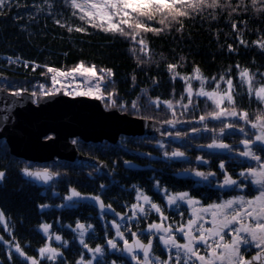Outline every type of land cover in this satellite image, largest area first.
I'll list each match as a JSON object with an SVG mask.
<instances>
[{"label": "trees", "instance_id": "16d2710c", "mask_svg": "<svg viewBox=\"0 0 264 264\" xmlns=\"http://www.w3.org/2000/svg\"><path fill=\"white\" fill-rule=\"evenodd\" d=\"M76 3L83 11L72 0H5L0 7V72L29 86L34 79L58 78L60 72L70 73L81 64L94 66L99 78L107 82L102 87L105 106H117L136 114L133 116L154 117L161 122L176 121L186 131H199L197 139L201 143L219 136L240 139L237 129L227 128V124L242 126L264 116V100L256 94L264 85V0L256 4L252 0H220L221 6L199 9L177 3L176 8L189 14L175 20L168 16L167 27L159 21L168 9L155 12L148 20L132 9H122L118 0L117 9L96 10L87 0ZM134 7H140V0H135ZM149 8L154 11L155 6L140 10ZM123 11L129 15L123 16ZM125 19L163 30H134L123 23ZM110 23L119 25L128 35L105 31ZM169 65L176 67L170 70ZM245 69L248 76L242 77ZM197 76L203 79V85ZM62 78H80L86 88L81 75ZM228 80L232 81L230 89ZM201 90L230 93L234 103L224 99L220 108L247 113V120L240 115L212 119L209 114L220 108L212 99L197 95ZM201 116L207 118L201 121ZM219 128L226 130L219 134ZM20 166L6 141L0 139V170L7 172L0 184V264H30L28 257L38 258L39 264H75V240L55 260L41 256L39 249L48 242L38 229L39 193L19 174Z\"/></svg>", "mask_w": 264, "mask_h": 264}, {"label": "flooded vegetation", "instance_id": "af4514ba", "mask_svg": "<svg viewBox=\"0 0 264 264\" xmlns=\"http://www.w3.org/2000/svg\"><path fill=\"white\" fill-rule=\"evenodd\" d=\"M58 79L55 78L54 82V78L46 81L44 78H38L27 86L14 78H4L0 80V87L14 93L20 91L21 94L30 91L37 101L45 95L44 93L62 90L67 94L70 88L81 80L60 78L62 81H68L66 91L64 88L61 89L57 83ZM95 80L100 81L101 89L107 85L103 79ZM42 85L50 88L49 92L42 90ZM111 107L113 106H105L107 109ZM118 110L121 111L119 108ZM227 125L236 128L241 138L219 136L201 143V140L197 139L199 131H186L181 124L166 122H161L158 134L121 133L116 140L104 138L100 141H86L80 136L72 138V142L76 141L74 144L78 152L89 159L78 157L68 160L56 157L50 161H32L12 154L7 145L11 155L21 163L18 169L20 175L22 169L31 172L47 169L49 173L56 175L46 185L39 184V180L34 177L25 179L21 176L39 193L40 202L36 218L40 233L48 243L53 244L59 254L63 253V249L70 241L75 240L78 248L75 264L81 258L84 264H88L89 261L91 264H138V262L145 264L143 250H134L133 253L125 250V241L129 245L134 240H140L145 244L151 241L152 249L149 252L148 264L185 262L203 264L197 256L185 254L182 248L177 249L172 244L165 245L160 239L162 235L168 238V234L163 232L164 228H170L178 245L188 243V237L179 229L183 228L185 232L190 230V235L197 238L193 242V251L205 256L206 260H212V264H229L230 260L231 264H243V261L264 264V245L256 247L258 241H252L249 233L239 234L248 243L241 242L238 245L237 255L229 257L223 247L233 244L235 229L241 225L256 228L257 223H264V216L259 220L256 218L261 211L260 203L255 202L252 205L247 203L250 200L254 201L264 190V184L255 183V177L249 172L251 169L260 171L261 165H264V146L260 142H255L259 128H254L253 124ZM221 132L220 129L219 134ZM49 137H52V134L46 136ZM244 140L253 142L250 147L259 160L241 155L246 151L242 143ZM213 142L229 145V148L213 150L205 148ZM174 152L183 153V156H173ZM129 163L134 165L129 166ZM221 163L224 164V168L220 167ZM2 171H5V174L0 178V184L7 176L6 170L2 169L0 173ZM242 172L245 173L244 176H241ZM226 176L237 183L225 185ZM73 189L80 195L68 200L67 197L71 196ZM183 193L188 194L185 199H176L175 203H169V197H178ZM138 196L141 198L138 199ZM142 196H147L149 202L144 201ZM95 197H99V200H95ZM237 197H243L244 203H236L231 208L223 210L215 207ZM189 200L194 203H189ZM153 204L159 208V212L152 208ZM141 207L144 209L143 212L139 211ZM213 212L217 213L215 218ZM236 212H240V216L221 231L222 240L220 236L207 235V230L215 226L214 219L219 223L225 217L231 218ZM249 212L252 215H248ZM190 220L195 223L189 229ZM77 223L83 224L87 229L83 236L87 248L80 242ZM45 224L49 225L47 233L42 228ZM152 224L161 225V230L150 229L149 225ZM201 230L207 237L206 243L198 239ZM118 231L120 235H117ZM56 236H60L61 239L56 240ZM110 240L116 244L115 249L109 245ZM97 246L101 247V253L89 251ZM213 249L217 256L222 255L223 258H214ZM44 256L43 258L47 257ZM33 259L39 264L38 258H29L30 264Z\"/></svg>", "mask_w": 264, "mask_h": 264}, {"label": "water", "instance_id": "95a60500", "mask_svg": "<svg viewBox=\"0 0 264 264\" xmlns=\"http://www.w3.org/2000/svg\"><path fill=\"white\" fill-rule=\"evenodd\" d=\"M4 78L7 76L0 72V80ZM160 125L161 121L157 119L133 116L119 111L116 106L107 109L96 97L71 96L60 90L35 101L30 91L17 96L0 87V139L7 142L12 154L32 161H50L56 157L89 159L78 152L72 138L80 136L86 141H100L104 138L116 140L121 133L158 134ZM50 134L51 139L46 138ZM1 173L4 175L5 171ZM20 173L25 179L34 177L39 184L48 183L41 177L27 174L25 169ZM55 177L53 175L52 179ZM134 241L129 245H133Z\"/></svg>", "mask_w": 264, "mask_h": 264}, {"label": "snow or ice", "instance_id": "6c2138e0", "mask_svg": "<svg viewBox=\"0 0 264 264\" xmlns=\"http://www.w3.org/2000/svg\"><path fill=\"white\" fill-rule=\"evenodd\" d=\"M253 4L257 3V0H252ZM72 3L75 7L81 8V11H83V8L81 7V5L76 3V0H72ZM134 3L135 0H118V4L120 6H122V9L126 10V9H132L133 12H138L139 16H146L148 20H152L154 18V13L155 12H163L164 9H168L167 14L160 19L159 23L162 25H165V27H167L166 21L168 19V16L171 17L172 20H175L177 18V16H186L189 13L187 11H181L179 8H176L175 5L177 3L184 5L186 8H192V9H199L202 6H207V7H212V8H216L220 5V0H171V3L166 2V0H140V7H134ZM5 4V0H0V7H2ZM148 5H154L155 9L153 11V9L149 8L147 11H141V8H147ZM92 8L94 9H100V8H106V7H111L113 9H117L118 5H117V0H104V4L103 5H99V4H92L91 5ZM235 11V9H233ZM117 14H119V11L117 12ZM129 15V13L127 11H123V16L127 17ZM139 16L136 18L137 20H139ZM81 19H84L83 16H81ZM109 20H111V16L108 17ZM59 23V22H58ZM124 24H127L129 28H132L134 30L136 29H143L145 31H154V32H159L162 31L163 29H155V28H148L144 23H140L137 22L135 24H132L129 22V20L125 19L123 20ZM233 28H235V25H233ZM82 29H77V31H81ZM69 31H72L71 28H69ZM105 31H115V32H120L121 34L124 35H128L127 32H125V30L120 27L117 24H111L109 25V28L105 29ZM138 34V33H137ZM133 40L136 39V36L134 35L132 37ZM243 43V41H241ZM140 44H144L143 40L139 41ZM231 48V46H229ZM261 47H264V44L261 45ZM146 48V46H145ZM176 66L175 65H169V69H174ZM83 69V65H79L77 67V69H73L72 72H76ZM50 72L52 71H58V70H54V69H49ZM103 71V70H102ZM84 72L90 73L92 76H95L96 73L93 69H83V72L81 74H83ZM198 72V69H197ZM108 75H111V69L107 70ZM72 73H63L60 72L59 75L64 76V75H71ZM242 77H247L248 76V72L245 69L242 73H241ZM197 79L201 80V84L203 85L204 81L202 78H200L199 76L196 77ZM100 79L102 80L103 77H100ZM221 79H223V77H221ZM54 82H55V78H54ZM227 84L229 86V89L231 88L232 85V81L228 80ZM251 91V89H250ZM21 93L20 91H17L14 93V95L19 96ZM45 95H48L49 93H44ZM77 95H90L92 94L91 91L89 92H78L76 93ZM257 97L259 99H264V87H261L259 90H257L256 92ZM188 95H189V103H191V96H192V91L191 88L189 87L188 89ZM197 95L200 96H206L210 99H212L218 108H220V104L223 102L224 99H226L229 103H234L233 101V97L230 93H226L224 96H217V94L215 92H205L203 90H201L200 92L197 93ZM102 98V97H100ZM133 107H135V103H133ZM169 107H171V104H169ZM185 107H187V105H185ZM238 115H240V117L242 119L247 120V113H242V114H238L235 109H233L232 111H227L223 108H220L219 111L214 112V113H210L209 116H211L212 119H220L221 117L224 116H228V117H237ZM207 117L206 116H201L200 120L204 121ZM167 123L169 124H174L176 123V121H167ZM254 128H259V134L255 136V142H260L262 146H264V116H257V123H254L252 125ZM226 127H231V125H227ZM221 131H223V129H221ZM49 139H51V137H49ZM76 141H73V143H75ZM246 148V151L242 152L241 155L245 156V157H251L252 159H256L259 160L260 158L255 156V154L252 152L250 145L253 143L250 140H244L242 142ZM209 148H229V145L226 144H217L215 142H213V144L208 145ZM173 156H183V153L180 152H174L172 153ZM221 168H224V164L221 163L220 165ZM25 172L31 176H37V177H41L44 181H49L52 179V176L55 175L54 173H49L47 169H44L43 171H38V172H29L27 169H25ZM250 175H252L253 177H255L254 182L257 184H264V165H261V170L260 171H256L255 169H251L249 170ZM202 175V174H200ZM245 173H241V176H244ZM3 177V173H0V178ZM237 182L231 180L230 177L225 178V185H235ZM80 194L78 192H76L74 189L72 190L71 196L67 197L68 200H71L73 197H78ZM142 195V194H141ZM187 193H183V194H179L178 197H169V203H175L176 199H180L183 200L187 197ZM141 196H138V199H140ZM143 200L146 202H149V198L147 196H142ZM95 200H99V197H95ZM255 202H259L260 206H261V211L260 213L257 214L256 218L257 220H259L262 216H264V190H262L260 192V195L257 196L255 198V200H250L247 201V203L249 205H252ZM189 203H194V201L189 200ZM236 203H244V198L243 197H237L234 198L232 200H228L226 201L223 205H216L215 207L217 209H227V208H231L234 204ZM152 208H154L157 212H159V208L156 205H151ZM46 207V206H45ZM103 204L101 203V208H103ZM133 207L135 208L136 206L133 205ZM139 211L143 212L144 209L143 207H141L139 209ZM213 217L215 218L217 213L213 212L212 213ZM248 215H252L251 212L248 213ZM240 216V212H236L235 215H233L231 218L225 217V219L219 223L216 222V220H213L214 223V228L212 229H208L207 230V235L208 236H220V239H223V236L220 235L221 231L224 228H227L230 224H232L234 221H236ZM0 220H3V214L0 213ZM189 229L191 228V225L195 223V221L190 220L189 222ZM91 227V226H89ZM43 231L45 233L48 232L49 230V225H42ZM150 229H156V230H161V225L159 224H152L149 225ZM203 228V226L201 225V229ZM77 230H79L80 232V236H81V244H84V247L87 248V244L84 243L83 240V236L84 233L87 231V229L85 228V226L83 224L77 223ZM179 231L184 232V235L186 237H188V243L184 244V245H178L175 242V239L173 238L172 234H171V230L170 228H164L163 232L168 234V238L166 239L165 236H161L160 239L164 242L165 245L168 244H172L174 247H176L177 249H183L185 251V254H191L194 256H197L198 260L203 262V264H212V260H206L205 256L203 255H198L196 252L193 251V242L195 239V237H192L190 235V230L185 232L183 228L179 229ZM241 232H245V233H249L251 235V239L252 241H258V243L256 244V247H260V245H264V223H257L256 228H251L250 226L247 225H241L239 228L235 229V233L236 235L233 237V244L232 245H224L223 247L225 248V250L228 252L229 257L231 256H235L237 255L238 252V245L243 242V243H248L247 240H244L243 237H241L239 234ZM117 235H120L119 231L117 232ZM133 235H135L133 233ZM56 240H60L61 237L60 236H56L55 237ZM198 239L202 242H207V237L205 235V232L203 230H201L200 235L198 237ZM109 245H111V247L113 249L116 248V244L113 241H108ZM233 245H237V247H233ZM218 247L220 245H217ZM151 247V241L149 242V244L147 246L141 244L138 240L134 241L133 245H128L127 241H125V250L129 253H133L134 248L135 249H142L143 250V256H144V262L145 264H148L149 261V249ZM17 252H20L19 246H17ZM89 251H94L95 253H101L102 249L101 247L97 246L94 250L89 249ZM39 252L41 254V256H44L45 254H47V258L50 260H55L57 258L58 255H60L58 253V251L54 248H51L50 246H45L44 248L39 249ZM23 254V253H21ZM212 256L216 259H222L223 256H217L215 250L213 249L212 251ZM133 258L135 259V256H133ZM259 258V257H256ZM254 258V259H256ZM32 264H37L36 260H32ZM77 264H84L83 259L81 258V260L77 261ZM88 264H91V261L88 262ZM139 264V262H138ZM186 264V262H185ZM229 264H231V260L229 262ZM243 264H251V262L249 261H243Z\"/></svg>", "mask_w": 264, "mask_h": 264}, {"label": "rangeland", "instance_id": "374dc122", "mask_svg": "<svg viewBox=\"0 0 264 264\" xmlns=\"http://www.w3.org/2000/svg\"><path fill=\"white\" fill-rule=\"evenodd\" d=\"M87 2H88V5H90V7H91V5L92 4H99V5H103V3H104V0H87ZM87 7V6H86ZM88 8V7H87ZM92 8V7H91ZM94 9V8H93ZM101 9V8H100ZM96 10H98V9H96ZM83 65V64H82ZM74 69H77V68H74ZM83 69H93L94 71H95V73H96V75L95 76H92L90 73H87V72H84L83 74H81L82 72H83ZM83 69H81V70H79V71H76V72H72V70L70 71V73H72L71 75H73V76H76V75H81V76H83L84 77V79H85V81H86V88L85 89H83V90H81L80 92H89V91H91V93L92 94H90V95H92V96H94V97H96V96H99V97H102L103 96V94H102V89H101V86H100V81H96L95 79L96 78H99V76H98V74H97V71H96V68L94 67V66H87V65H83ZM58 77V76H57ZM60 77L62 78V77H64V76H61V75H59V79H58V81H57V83H59L60 84V87H61V89H65L66 91L68 90V81H62L61 79H60ZM261 87H264V85H262ZM261 87H259L257 90H259ZM42 90H44V91H46V92H49V90H50V88H48L47 86H45V85H42ZM206 92H209V91H206ZM257 92V91H256ZM211 93V92H210ZM216 94H217V96H224V95H222L221 93H218V92H215ZM264 100V99H263ZM103 103V102H102ZM151 105H149L148 107H150ZM137 108V107H136ZM128 111L129 110H127V111H125V112H127L128 113ZM132 113H130V115H131ZM132 115H136V114H132ZM140 117H145V116H140ZM146 118H153V119H157V118H154V117H146ZM157 120H159V119H157ZM159 121H161V120H159ZM162 121H164V120H162ZM254 123H257V121H255V122H249V123H246V124H244V126L246 125L247 126V124H254ZM47 246H50L51 248H54L52 245H51V242H49L48 243V245ZM28 259H29V257H28Z\"/></svg>", "mask_w": 264, "mask_h": 264}, {"label": "built area", "instance_id": "2783aa9c", "mask_svg": "<svg viewBox=\"0 0 264 264\" xmlns=\"http://www.w3.org/2000/svg\"><path fill=\"white\" fill-rule=\"evenodd\" d=\"M84 87H85L84 81L80 80V81H78V83L75 86L70 88V90L67 94H69L71 96H75V94L78 93L79 91H81ZM53 89H54L53 91L56 90L55 87Z\"/></svg>", "mask_w": 264, "mask_h": 264}]
</instances>
